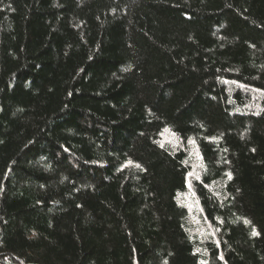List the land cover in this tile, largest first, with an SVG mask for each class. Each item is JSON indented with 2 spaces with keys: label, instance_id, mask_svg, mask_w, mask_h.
<instances>
[{
  "label": "trees",
  "instance_id": "trees-1",
  "mask_svg": "<svg viewBox=\"0 0 264 264\" xmlns=\"http://www.w3.org/2000/svg\"><path fill=\"white\" fill-rule=\"evenodd\" d=\"M0 264H264V0H0Z\"/></svg>",
  "mask_w": 264,
  "mask_h": 264
},
{
  "label": "snow or ice",
  "instance_id": "snow-or-ice-1",
  "mask_svg": "<svg viewBox=\"0 0 264 264\" xmlns=\"http://www.w3.org/2000/svg\"><path fill=\"white\" fill-rule=\"evenodd\" d=\"M137 167H139V165H137ZM229 178H231V175L229 174ZM247 222V221H246ZM255 234V233H254Z\"/></svg>",
  "mask_w": 264,
  "mask_h": 264
}]
</instances>
